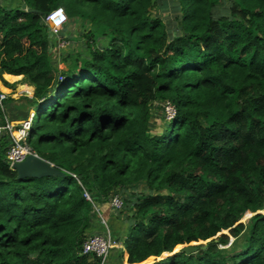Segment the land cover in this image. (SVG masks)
Wrapping results in <instances>:
<instances>
[{
  "label": "trees",
  "instance_id": "16d2710c",
  "mask_svg": "<svg viewBox=\"0 0 264 264\" xmlns=\"http://www.w3.org/2000/svg\"><path fill=\"white\" fill-rule=\"evenodd\" d=\"M13 1L0 0V79L34 88L14 101L35 111L28 144L64 175L18 179L0 137V264H100L82 254L105 228L84 193L140 184L150 193L126 201L120 264H264V0H231L220 18L222 0H173L176 33L152 13L160 0ZM59 8L93 28L65 70L46 22ZM158 101L175 115L156 134Z\"/></svg>",
  "mask_w": 264,
  "mask_h": 264
},
{
  "label": "rangeland",
  "instance_id": "374dc122",
  "mask_svg": "<svg viewBox=\"0 0 264 264\" xmlns=\"http://www.w3.org/2000/svg\"><path fill=\"white\" fill-rule=\"evenodd\" d=\"M231 0H222L217 7L213 10V15L215 16V18H220L221 16H224L226 14H228L229 12V8H230V3ZM175 2L173 0H160V3L158 5L157 8H155L153 10V15L157 16V17H161L165 20L166 22V26L167 29L169 30L170 33H176V30H174L176 28V23L177 20L175 19V16L178 14L177 10L174 7ZM82 23V25H81ZM92 28V25L90 22H88V20H80V19H72L68 21V25L66 26V28H63L62 32H65L64 35L67 37H69V40L67 41V44H65V46H61L62 49H58L57 47L54 48V54L52 56V61H53V65L61 70H65L68 68L70 62H72V59L74 57H76L77 55H85L86 54V43H87V38L83 36V34H85L86 31H89ZM70 31V32H66V31ZM95 30V29H94ZM180 32V30H179ZM97 35L95 36L96 39V44L101 47L104 46V44L108 43V38L106 39L104 36H101L100 33L101 31H97L95 32ZM64 35L62 37H64ZM57 38V37H56ZM92 43V42H91ZM60 47V46H59ZM70 58H68V60L66 61V58L68 56H70ZM17 79L9 78L8 83L10 84L9 87H7L8 90H4L2 89L1 92L6 94V101H5V113H3L4 117H7L8 119L10 118L11 114L10 112H13L10 109V106H14L15 100H21V98H26L27 95L30 93L29 88L27 87L25 84L27 83H23V80H18ZM22 84V85H21ZM21 85V87L19 86ZM24 87V88H23ZM31 94V93H30ZM29 98V97H27ZM16 107V111L19 112V116H17L18 114H16V119H22L21 122L15 123L18 125L22 124L23 122H29V120H31L32 117V113L33 111H31V109H24L22 107ZM170 108L167 106L166 102H155L152 106V119L150 122V126H151V131L153 133L159 134L161 133L165 127H166V121L164 120V114L167 118L172 117V111H168ZM30 111V112H29ZM167 111V112H166ZM15 112V111H14ZM23 112L25 114H23ZM11 119V118H10ZM2 121V120H1ZM129 191V192H128ZM150 191L147 189L145 184H140L137 185L136 187H131V188H127V190L125 192H121L122 194V199L124 202V206L122 209L118 210V209H114L111 206V200L112 197L114 195H112L109 199L107 198H102V200H94L92 199V201L95 203V205L93 206V208H96L97 214L100 217H103L106 220V225L105 226V230L106 227L110 228L111 230L114 231L115 236L117 237V239H113L114 242H116L118 240V233L122 234V231H127L130 223L128 222V216L127 213L129 212V208L127 209L125 207L126 201L128 199H130L132 196H138L140 194H149ZM105 204V205H102ZM104 213H103V211ZM108 210H115L114 212L108 213ZM252 213H248L246 214L242 219L241 222H248L249 218L252 216ZM100 234V233H99ZM120 238V237H119ZM235 239L231 238L230 243L228 246H226L225 248L229 249L230 246L235 243ZM242 241V240H241ZM117 243V242H116ZM242 243V242H241ZM241 243H238V245H240ZM118 250L116 253H114L113 256V260L110 258L109 260V264H120L119 260H122V257L120 256V251L122 250L121 245L117 246ZM114 247V248H116ZM175 251H177L175 249ZM167 255H164L162 257V259L166 258ZM158 258H150L148 259L146 262H144L143 264H152L155 260H157ZM124 263L126 264V256L123 258Z\"/></svg>",
  "mask_w": 264,
  "mask_h": 264
},
{
  "label": "built area",
  "instance_id": "2783aa9c",
  "mask_svg": "<svg viewBox=\"0 0 264 264\" xmlns=\"http://www.w3.org/2000/svg\"><path fill=\"white\" fill-rule=\"evenodd\" d=\"M46 21L49 24L51 34L57 37V48L62 49L61 46H65V44H67V41L65 37H62L60 35L63 31V28L68 23V17L65 13L55 10L46 17ZM6 99V94L0 92V110L3 113H5L6 110L4 104ZM166 104L170 108L168 111H172L171 116L173 117L175 115L174 107L169 103ZM31 126L32 118L31 120H29V122L25 121L17 126V124L12 123V121L5 117L4 123L0 124V136L6 135L9 138L7 161L12 169L14 164L24 161L29 155H38L28 144V136ZM84 196L88 200L92 201L90 194H88L87 192L84 193ZM93 205H95L94 202ZM111 206L114 209H122L124 206L122 197L117 194L114 195L111 200ZM101 218L103 225H106V220L103 217ZM115 246L116 242H114L113 238L109 233L90 235L85 239L82 245V254H93L99 258L100 264H106L110 251Z\"/></svg>",
  "mask_w": 264,
  "mask_h": 264
},
{
  "label": "water",
  "instance_id": "95a60500",
  "mask_svg": "<svg viewBox=\"0 0 264 264\" xmlns=\"http://www.w3.org/2000/svg\"><path fill=\"white\" fill-rule=\"evenodd\" d=\"M22 8L26 9L27 7L23 4ZM13 170L17 172L18 179H39L47 176L64 175V173L58 170L53 164H51L49 161L44 160L38 155H29L24 161L14 164ZM116 242L118 243L119 240H117ZM179 250H182L185 253H192L197 251V249L193 246L180 247L175 252H178Z\"/></svg>",
  "mask_w": 264,
  "mask_h": 264
},
{
  "label": "crops",
  "instance_id": "0c3cea01",
  "mask_svg": "<svg viewBox=\"0 0 264 264\" xmlns=\"http://www.w3.org/2000/svg\"><path fill=\"white\" fill-rule=\"evenodd\" d=\"M21 1H19V0H14L13 1V3L11 4V5H8V6H16V4H18V3H20ZM66 28V27H65ZM10 77H12V78H15V79H17L16 81H18V80H23V76H14V75H8V74H4V79L8 82L9 81V78ZM12 78H10V79H12ZM24 83V82H23ZM22 85V84H21ZM21 85H19L20 87H21ZM27 87H30L29 89L31 90L30 91V93H31V95H32V93L34 92V88L32 87V86H29V85H27V84H25ZM2 89H4V90H8L7 89V87L6 86H4V84H3V82L1 81V79H0V91L2 90ZM17 105H19L18 103H17ZM10 109L13 111V112H10V114H11V116H10V118H9V120L10 121H12V123H18V122H21L22 121V119H16V114H18L17 116H19V112H17L16 111V107H15V105L14 106H10ZM31 109V111H34V109H32V108H30ZM15 111V112H14ZM30 112V111H29ZM23 114H25L24 112H23ZM20 117V116H19ZM1 124V123H0ZM102 205H105V204H102ZM103 211V210H102ZM115 210H108L107 212L108 213H111V212H114ZM103 213H104V211H103ZM97 227V226H96ZM113 230H111L110 228H107L106 227V230H105V228H104V230H102V228L101 227H98V228H94L93 230H92V232H95V234H99V232L100 233H103V232H106V233H109L111 236H112V234H111V232H112ZM113 233H114V231H113ZM126 233H127V231H122V234L121 233H118V240H119V244L122 242L121 241V238L123 239L124 238V236L126 235ZM120 237V238H119Z\"/></svg>",
  "mask_w": 264,
  "mask_h": 264
},
{
  "label": "clouds",
  "instance_id": "9594fccd",
  "mask_svg": "<svg viewBox=\"0 0 264 264\" xmlns=\"http://www.w3.org/2000/svg\"><path fill=\"white\" fill-rule=\"evenodd\" d=\"M59 12H62V13H65V11L62 9V8H59V9H57ZM66 14V13H65ZM66 16H67V14H66ZM68 17V16H67ZM68 21H69V18H68ZM47 22V21H46ZM48 24V23H47ZM48 26H49V24H48ZM65 28V27H64ZM1 92V91H0ZM33 94H34V92L32 93V95L29 93L28 95H27V97H29V98H32L33 97ZM6 101V100H5ZM4 104H5V102H4ZM32 123H33V121H34V119H35V111H33V113H32ZM32 127V126H31ZM2 136V135H1ZM0 136V137H1ZM114 195H116V193L114 194ZM118 195V194H117ZM121 196V195H120ZM113 198V197H112ZM108 228V227H107ZM106 232H103V233H100V234H105ZM95 235V234H94ZM112 237V236H111ZM114 239V238H113ZM117 244H118V246H120L121 244H119V242L118 243H116V246H117ZM122 246V245H121Z\"/></svg>",
  "mask_w": 264,
  "mask_h": 264
},
{
  "label": "bare ground",
  "instance_id": "6f19581e",
  "mask_svg": "<svg viewBox=\"0 0 264 264\" xmlns=\"http://www.w3.org/2000/svg\"><path fill=\"white\" fill-rule=\"evenodd\" d=\"M10 78H12V77H10ZM24 88V87H23Z\"/></svg>",
  "mask_w": 264,
  "mask_h": 264
}]
</instances>
